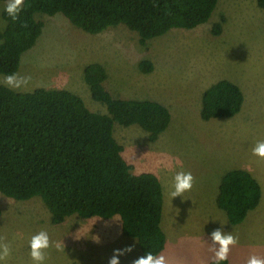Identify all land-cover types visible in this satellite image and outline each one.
Instances as JSON below:
<instances>
[{
  "label": "rangeland",
  "instance_id": "374dc122",
  "mask_svg": "<svg viewBox=\"0 0 264 264\" xmlns=\"http://www.w3.org/2000/svg\"><path fill=\"white\" fill-rule=\"evenodd\" d=\"M6 3L0 0V32ZM36 18L43 22L42 32L23 53L16 72L32 79L26 88L15 90L67 89L90 110L106 112L91 97L83 75L85 65L98 62L107 72L104 85L114 97L154 99L168 107L171 121L155 141H149L137 125L115 123L113 129L134 171H151L162 183L166 245L159 254L171 264H208L213 256L210 233L222 228L239 238L229 253V264H245L252 254L264 257V159L252 154L253 145L264 140V9L256 0H218L206 23L193 29L173 28L145 44L124 25L91 34L62 14L37 13ZM215 23H221L216 35ZM143 59L152 62L149 73L138 68ZM4 76L0 73L3 85ZM223 78L241 88V110L232 117L201 119L204 89ZM233 168L246 169L261 186L260 203L237 224L229 223L215 203L221 176ZM181 170L193 174V187L172 198L173 177ZM0 210L4 238L0 242L11 248L0 264H35L28 242L41 230L53 242L45 250L44 264H108L115 249L127 246L132 251L119 257L120 264L143 256L137 241L122 233L118 217L71 215L55 224L40 197L16 200L1 192Z\"/></svg>",
  "mask_w": 264,
  "mask_h": 264
},
{
  "label": "trees",
  "instance_id": "16d2710c",
  "mask_svg": "<svg viewBox=\"0 0 264 264\" xmlns=\"http://www.w3.org/2000/svg\"><path fill=\"white\" fill-rule=\"evenodd\" d=\"M217 1L24 0L17 20L2 11L0 73H16L23 53L36 43L43 28L37 13L62 14L91 34L124 25L145 44L173 28L206 23ZM256 2L264 9V0ZM220 31L221 23L213 24L212 33ZM138 68L149 73L153 65L143 59ZM83 75L91 97L106 112L90 110L67 89L17 91L0 84V192L16 200L40 197L55 224L71 215L118 217L122 233L137 241L143 255H158L166 245L162 183L151 171H134L113 129L115 123L137 125L155 141L168 127L171 113L154 99L114 97L104 85L107 72L98 62L85 65ZM243 102L235 82L219 79L204 89L200 117H232ZM260 201L261 186L246 169L233 168L221 176L215 203L229 223L243 221Z\"/></svg>",
  "mask_w": 264,
  "mask_h": 264
},
{
  "label": "clouds",
  "instance_id": "9594fccd",
  "mask_svg": "<svg viewBox=\"0 0 264 264\" xmlns=\"http://www.w3.org/2000/svg\"><path fill=\"white\" fill-rule=\"evenodd\" d=\"M24 0H7L5 5L6 13L13 21L18 19L21 11V6ZM32 77L30 75H20L19 73L6 74L3 78V83L11 89L26 88ZM254 156L264 159V140H258L252 147ZM193 174L188 171H178L175 173L172 182L171 197L183 196L186 191H190L194 183ZM211 246L209 251L213 253L212 264H220L221 261L228 260L231 248L238 243V237L225 232L222 228H216L210 233ZM4 238L0 237V241ZM98 242V240H97ZM30 258L35 264H44L46 259L45 250L53 246V242L47 231L41 230L33 234L29 239ZM55 247L60 250L61 246L56 243ZM132 251V246H127L124 249H115L113 255L109 258L108 264H120L119 257ZM11 254L10 245L6 242H0V261L6 260ZM131 264H171L169 258L164 254H153L151 251L145 255L132 260ZM245 264H264V257L252 254Z\"/></svg>",
  "mask_w": 264,
  "mask_h": 264
}]
</instances>
